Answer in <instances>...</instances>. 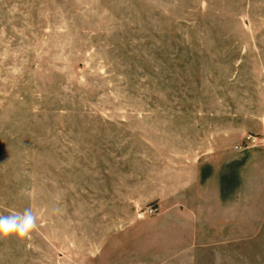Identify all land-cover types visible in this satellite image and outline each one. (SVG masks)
<instances>
[{
    "label": "rangeland",
    "instance_id": "374dc122",
    "mask_svg": "<svg viewBox=\"0 0 264 264\" xmlns=\"http://www.w3.org/2000/svg\"><path fill=\"white\" fill-rule=\"evenodd\" d=\"M261 125L264 0H0V215L37 217L0 264H264V205L174 225Z\"/></svg>",
    "mask_w": 264,
    "mask_h": 264
},
{
    "label": "crops",
    "instance_id": "0c3cea01",
    "mask_svg": "<svg viewBox=\"0 0 264 264\" xmlns=\"http://www.w3.org/2000/svg\"><path fill=\"white\" fill-rule=\"evenodd\" d=\"M192 174V180L178 190L188 198L175 206L174 225L179 230L193 226L188 219L198 218L200 212L222 221L241 220L246 212L261 211L256 206L264 205V146L241 151L225 146L206 148Z\"/></svg>",
    "mask_w": 264,
    "mask_h": 264
},
{
    "label": "clouds",
    "instance_id": "9594fccd",
    "mask_svg": "<svg viewBox=\"0 0 264 264\" xmlns=\"http://www.w3.org/2000/svg\"><path fill=\"white\" fill-rule=\"evenodd\" d=\"M37 227V217L31 208L22 212L0 215V239L23 240Z\"/></svg>",
    "mask_w": 264,
    "mask_h": 264
},
{
    "label": "built area",
    "instance_id": "2783aa9c",
    "mask_svg": "<svg viewBox=\"0 0 264 264\" xmlns=\"http://www.w3.org/2000/svg\"><path fill=\"white\" fill-rule=\"evenodd\" d=\"M256 141L261 142L262 139H258V138H248L243 144H240L239 146L236 147L237 150H243L244 148H246V146L248 144H250V142L252 143H256Z\"/></svg>",
    "mask_w": 264,
    "mask_h": 264
}]
</instances>
